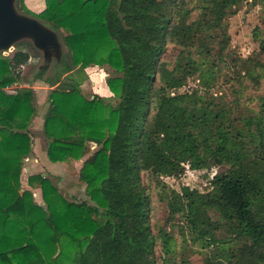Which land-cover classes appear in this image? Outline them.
Returning <instances> with one entry per match:
<instances>
[{
  "label": "trees",
  "instance_id": "trees-1",
  "mask_svg": "<svg viewBox=\"0 0 264 264\" xmlns=\"http://www.w3.org/2000/svg\"><path fill=\"white\" fill-rule=\"evenodd\" d=\"M244 4L264 9V0H46L37 17L69 53L55 75L23 74L28 52H0V264H198L194 255L238 264L234 242L264 264V39L247 56L233 48L230 19ZM92 65L113 68L115 103L83 93ZM37 81L52 87L49 160L80 161L99 146L77 180L93 204L51 174L23 187ZM213 167L206 191L167 181ZM159 206L165 223L153 222Z\"/></svg>",
  "mask_w": 264,
  "mask_h": 264
},
{
  "label": "rangeland",
  "instance_id": "rangeland-1",
  "mask_svg": "<svg viewBox=\"0 0 264 264\" xmlns=\"http://www.w3.org/2000/svg\"><path fill=\"white\" fill-rule=\"evenodd\" d=\"M23 4L24 7L20 8V10L32 16H37L46 8V0H23ZM230 22L232 46L238 53L243 56H247L254 50L259 49L260 41L264 39V9H262L260 6L244 4L239 9V12L235 16L231 17ZM62 44V54L59 57L54 56L53 59L46 65L44 64L43 52L37 49L33 45L32 41L28 39L18 42L15 45L14 49L8 52H2V54L11 57L16 51L24 50L29 53L30 58L28 63L21 66L20 68L23 74L31 71L32 66H35L36 68L45 67V76L52 77L59 69V65L62 63L63 58H69V53L63 42ZM174 52L175 48L173 46H169L167 52L164 54V57L171 58ZM73 74L76 77H80L82 73L76 70ZM83 75L85 76V78L81 84V89L87 97L100 95L108 97L110 99L112 98V102H116L117 99L114 97L113 93L110 91L107 85L108 77L115 75L113 68L108 65H92L85 68ZM197 84L198 81L191 80L189 85L186 86L185 89L196 87ZM24 85L28 86L26 84ZM32 87L35 91V100L38 110V116L34 118L33 123L30 126V130L33 136V149L34 147L37 148V150L41 149V151L44 152L48 158L46 150L47 141L43 134V115L48 109V97L52 90V87L48 83L43 81L35 82ZM10 88H16V85L11 86ZM98 148V145L92 143L89 152L83 157L82 160H75L64 163H54L52 161H49L47 163L43 162L42 160H39L37 162L34 161L35 156L33 153L30 158L27 159L26 168L22 174L23 187L28 188L27 180L30 174H51L58 179L57 182L60 186V189L64 193L74 196L78 201L87 200L90 204H93L89 201L85 186L79 185L77 183V180L79 178L83 162ZM31 162L35 163V167L31 166ZM219 169L220 167H213L209 171L187 169L186 173L182 177L167 178V181L178 190H180L182 186L186 185L191 188L199 189L200 191H206L210 186L207 175L209 177H212ZM34 195L38 202H43L41 191L39 189H34ZM165 216L166 212L164 210V207L159 206V208L155 212H153V222L158 220L165 223ZM165 226L168 227V225ZM219 244H224V242ZM244 246V242H234L233 244L232 251L237 254L238 264H260V261L257 257L244 251ZM161 252V246H158V256L161 255ZM193 259L198 264H200L199 255H194Z\"/></svg>",
  "mask_w": 264,
  "mask_h": 264
},
{
  "label": "water",
  "instance_id": "water-1",
  "mask_svg": "<svg viewBox=\"0 0 264 264\" xmlns=\"http://www.w3.org/2000/svg\"><path fill=\"white\" fill-rule=\"evenodd\" d=\"M28 39L43 52L44 64H48L54 56L63 52V44L58 33L41 20L19 13L12 0H0V52H8L15 45ZM224 242L223 239L213 241V245Z\"/></svg>",
  "mask_w": 264,
  "mask_h": 264
},
{
  "label": "crops",
  "instance_id": "crops-1",
  "mask_svg": "<svg viewBox=\"0 0 264 264\" xmlns=\"http://www.w3.org/2000/svg\"><path fill=\"white\" fill-rule=\"evenodd\" d=\"M36 143V142H35ZM33 153H34V161H39V160H42L43 162H49V158H47L46 154L44 152L41 151V149H38L34 147L33 149ZM55 163H64V162H55ZM31 166L32 167H35V163L34 162H31Z\"/></svg>",
  "mask_w": 264,
  "mask_h": 264
},
{
  "label": "flooded vegetation",
  "instance_id": "flooded-vegetation-1",
  "mask_svg": "<svg viewBox=\"0 0 264 264\" xmlns=\"http://www.w3.org/2000/svg\"><path fill=\"white\" fill-rule=\"evenodd\" d=\"M12 3H13V7L19 12V13H22V14H26L24 12H22L20 10V8L24 7V4H23V0H12ZM26 15H29V14H26ZM32 16V15H30ZM35 18H37V16H33ZM38 19V18H37Z\"/></svg>",
  "mask_w": 264,
  "mask_h": 264
},
{
  "label": "built area",
  "instance_id": "built-area-1",
  "mask_svg": "<svg viewBox=\"0 0 264 264\" xmlns=\"http://www.w3.org/2000/svg\"><path fill=\"white\" fill-rule=\"evenodd\" d=\"M23 66V65H22ZM8 89H11L10 87H8Z\"/></svg>",
  "mask_w": 264,
  "mask_h": 264
}]
</instances>
